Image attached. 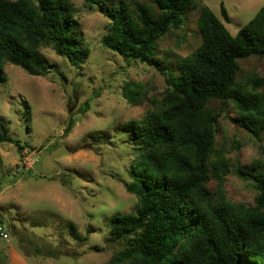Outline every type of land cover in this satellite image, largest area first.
I'll use <instances>...</instances> for the list:
<instances>
[{
  "label": "rangeland",
  "instance_id": "1",
  "mask_svg": "<svg viewBox=\"0 0 264 264\" xmlns=\"http://www.w3.org/2000/svg\"><path fill=\"white\" fill-rule=\"evenodd\" d=\"M70 1L90 50L82 67L46 46L41 53L50 69L47 76H30L11 64L0 74V122L24 147L20 152L15 144L0 145V264H108L126 245L109 241L111 217L134 213L138 205L126 189L139 154L126 127L157 109L170 88V73L178 75L180 64L200 47L202 7L235 35L264 6V0H194L185 25L159 42L161 73L104 48L109 20L84 0ZM254 77H264V59L241 61L237 82L252 89ZM127 85L139 94L133 102ZM208 107L219 115L215 146L230 167L222 185L212 179L208 187L233 205L255 207L253 182L236 171L264 164V133L258 139L241 127L231 101L212 100Z\"/></svg>",
  "mask_w": 264,
  "mask_h": 264
},
{
  "label": "trees",
  "instance_id": "2",
  "mask_svg": "<svg viewBox=\"0 0 264 264\" xmlns=\"http://www.w3.org/2000/svg\"><path fill=\"white\" fill-rule=\"evenodd\" d=\"M108 2L84 0L110 22L103 47L164 73L159 42L185 25L194 0ZM221 9L229 23L223 4ZM77 15L70 0H0V74L11 64L30 76H47L41 53L46 46L80 69L90 50ZM198 27L201 45L180 64L178 75L170 73V88L157 109L126 127L139 152L126 189L138 205L134 213L111 217L109 241L126 245L108 264H264V164L236 171L253 182L255 207L233 205L208 187L212 179L222 185L230 173L215 146L219 115L208 107L212 100L233 102L241 127L258 139L264 133V90L257 91L264 77L250 79L252 89L237 82L241 61L264 59V6L235 35L207 6L200 9ZM126 88L135 101L137 91ZM72 126L73 120L66 134ZM3 143L24 148L0 122Z\"/></svg>",
  "mask_w": 264,
  "mask_h": 264
},
{
  "label": "built area",
  "instance_id": "3",
  "mask_svg": "<svg viewBox=\"0 0 264 264\" xmlns=\"http://www.w3.org/2000/svg\"><path fill=\"white\" fill-rule=\"evenodd\" d=\"M6 236V235H5Z\"/></svg>",
  "mask_w": 264,
  "mask_h": 264
}]
</instances>
